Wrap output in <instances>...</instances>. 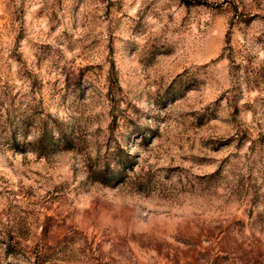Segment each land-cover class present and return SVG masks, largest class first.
<instances>
[{
    "label": "rangeland",
    "instance_id": "obj_1",
    "mask_svg": "<svg viewBox=\"0 0 264 264\" xmlns=\"http://www.w3.org/2000/svg\"><path fill=\"white\" fill-rule=\"evenodd\" d=\"M0 264H264V0H0Z\"/></svg>",
    "mask_w": 264,
    "mask_h": 264
},
{
    "label": "trees",
    "instance_id": "obj_2",
    "mask_svg": "<svg viewBox=\"0 0 264 264\" xmlns=\"http://www.w3.org/2000/svg\"><path fill=\"white\" fill-rule=\"evenodd\" d=\"M183 1H185V2H191L192 0H183Z\"/></svg>",
    "mask_w": 264,
    "mask_h": 264
}]
</instances>
